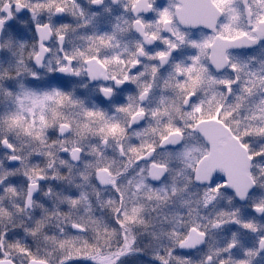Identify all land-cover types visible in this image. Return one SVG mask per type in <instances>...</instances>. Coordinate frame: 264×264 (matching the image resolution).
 <instances>
[{"label": "snow or ice", "instance_id": "snow-or-ice-1", "mask_svg": "<svg viewBox=\"0 0 264 264\" xmlns=\"http://www.w3.org/2000/svg\"><path fill=\"white\" fill-rule=\"evenodd\" d=\"M0 264H264V0H0Z\"/></svg>", "mask_w": 264, "mask_h": 264}]
</instances>
